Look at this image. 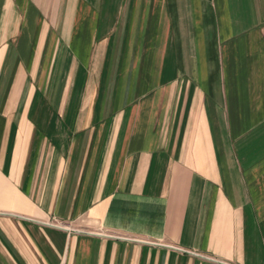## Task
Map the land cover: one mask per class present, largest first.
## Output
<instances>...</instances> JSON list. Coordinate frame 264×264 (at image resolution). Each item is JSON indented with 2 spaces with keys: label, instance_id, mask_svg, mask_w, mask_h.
Returning <instances> with one entry per match:
<instances>
[{
  "label": "crops",
  "instance_id": "obj_1",
  "mask_svg": "<svg viewBox=\"0 0 264 264\" xmlns=\"http://www.w3.org/2000/svg\"><path fill=\"white\" fill-rule=\"evenodd\" d=\"M0 264H264V0H0Z\"/></svg>",
  "mask_w": 264,
  "mask_h": 264
}]
</instances>
